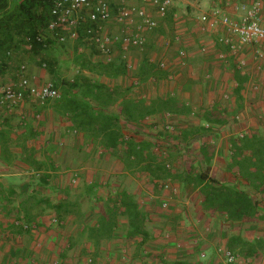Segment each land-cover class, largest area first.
Wrapping results in <instances>:
<instances>
[{"label":"crops","instance_id":"0c3cea01","mask_svg":"<svg viewBox=\"0 0 264 264\" xmlns=\"http://www.w3.org/2000/svg\"><path fill=\"white\" fill-rule=\"evenodd\" d=\"M161 1L162 0H159L158 4ZM205 1V6L208 1L207 7L198 9L199 12L196 15L195 21L197 24V35L195 37L194 35L187 33V28H182L178 23L180 22L181 14L184 12L180 5H184L186 8H189L190 6L196 7V0H170L163 15L158 12L157 2L151 1L143 3L141 0H106V2L110 4L111 17L108 21L103 23L101 33L110 38L107 53H102L98 49L97 44L84 39V37L80 44H77L76 39H68L73 41L75 48L78 50L82 49L81 45L87 43L95 48V52H98V55L100 54V56H102V58L98 60L89 57L83 62L115 61L122 59L126 64V73L112 77L90 72L88 69L80 66L82 69H80L81 71L78 73L85 75L84 78H86L87 81H90L91 79L89 91L86 92L85 90V94L83 93L84 95H82V99L88 102V106H68L66 101L57 98L49 99L40 103L27 96L24 97L23 101H21L14 109L0 106V116L2 117L0 119V172L12 171L13 174H19V172L26 173L27 171L25 172L24 170L28 169L29 172L36 170L37 172L41 171V173H54V168L58 166L59 170L66 168L68 173L71 172L70 174L73 173L75 175L81 172L85 173L86 176L104 175L105 178L102 180V183H104L103 186L101 183L96 184L95 181L92 182L95 184L93 194L98 191V195L103 198H107L121 189H126L136 196L134 191L124 186L133 178L128 179L127 181L125 179L119 184L120 180L119 182H116L117 175H134L145 172L140 168V165L127 166V163H125L126 150L125 143H123L124 141L122 140L123 138L118 140L113 139L109 133V129L103 130L102 128L111 126L115 130L120 129L125 139L130 137L136 142H148L150 139H153L152 141L154 143L155 140L157 142L159 140H166L163 136H156L159 135L157 133L156 135L151 134L152 136H146V133H144L140 126H138V121H135L130 117L127 118V116L124 115V111L127 107L137 109L138 106L135 105L145 103L146 106L154 108L159 104L158 102L160 100L173 99L178 106L185 105L184 107L187 108L190 103L195 106V102L192 100L197 99V94L207 97V101L213 95V100L210 99V101L203 106H218L216 100L217 95H222L228 99L229 94H232L230 99L233 101H231V104L232 106H239L240 114L243 116V112L247 114L248 110L252 111L251 106H253V109L254 107H257V109L261 108L262 111H264V68L256 71L252 53L247 49L244 50L241 55L246 60L247 67L241 71L237 67L236 57L229 55L227 46L218 41V33L203 30L201 22L198 20V17L204 10L215 6L220 7L223 12L232 14L234 12L232 5L240 4L245 0ZM129 6L143 7L155 25L153 27H147L143 25L141 20L135 15L129 20L118 22L116 20L117 9L119 7ZM262 20L264 22V0ZM86 23L87 22L85 21V25ZM166 32H170V37H163V34ZM123 33L131 35L137 34L141 36L143 38L142 46L137 47L136 45H130L124 47L122 42L119 39H116ZM209 34L213 35V37H207ZM193 36L195 38H193ZM176 37H178V39H176ZM181 48L186 52L184 65L179 64V59L177 57V51ZM217 51L224 52L226 54V60L217 58ZM137 52H139L141 56L138 59L137 66L134 65L133 67L130 62L132 61V58L135 59L136 55L134 54ZM143 58L147 59V62L156 70L162 72V75L150 73L145 76H140L137 71ZM215 59L219 60L217 61ZM161 61L165 62L167 66L166 68H161L159 66ZM128 64H130V67L127 66ZM14 67H16L15 60L10 56L9 59L3 63V74L12 73ZM234 70H238L241 75L247 76L239 93H236V87L238 85L233 77ZM24 74H27V77L29 76L28 79L31 82L40 85L45 81L43 82L39 79V76L44 77L47 73L43 68L36 69L34 66L30 65L29 69L24 71ZM18 77L16 79H18ZM81 77L82 76L79 74L74 77L78 80L79 84ZM105 78L111 80L115 79L116 81L128 78L133 85L123 90L121 85L117 86V83H114V85H108L105 80H103ZM96 83L104 84L108 91L113 92L112 97L106 98L104 92H98L94 87V84ZM93 94H97L98 96L95 100L91 98ZM146 94L148 96L154 94L155 96L151 101H146L142 98L145 97ZM123 103L125 104L124 106L122 105ZM84 107L86 108L82 109ZM164 111L167 110L157 107L153 113L144 117L148 118L150 115H154V113L157 115L161 114L164 115V121L161 123H165L169 118V110L167 112ZM14 114L17 115L16 118H18L17 123H19V126H16V122L14 123L10 120L6 121L5 124L4 122L1 123L3 119H6V116L12 117ZM97 114H102V119L100 121H94V117ZM206 120L210 124L207 122L205 126L212 127L214 123L210 121L212 120L211 117H207ZM225 121L226 122L223 123L221 127L218 128L217 126L213 127V129H230L231 132L224 135L227 138V143L231 138L235 137L233 135L237 134L238 125L243 127L246 122L240 123L238 121L237 123L233 122V124H231L228 116ZM246 124L252 125L251 123ZM160 127L162 129V126ZM149 129L153 131L155 130L156 132L159 131V128H155L154 126ZM181 133L182 131L179 130L178 134L180 135ZM215 135L216 134H211L210 132L207 137L209 140H212V136ZM204 138L205 137H202L203 140L200 138L202 142L204 141ZM200 139L198 141H200ZM50 147L52 149H49ZM201 149L200 151H202ZM45 150L46 153H44ZM227 151V159L229 161L231 152L229 149ZM210 154V163L219 157L215 152H210ZM163 157L166 158V155ZM112 160H116V165H112ZM52 161H54L55 167L49 164V162L52 163ZM167 168L171 177V182L172 180L174 182V179L172 178L181 177V172L172 170L170 166ZM54 171L57 172L56 169ZM229 171L232 173L235 180V169H229ZM215 178L220 179V177L217 176ZM88 182L90 183L91 181L88 180ZM174 183L180 186L178 179L175 180ZM3 187L6 186L3 185ZM23 187H27V184L23 183L18 187H13V189L19 192ZM186 187H189V185ZM194 189L198 191L199 196H196L199 203L197 216H199V213L203 212L201 208V195L197 186L194 187ZM93 194L87 195L90 200ZM164 194L165 196L168 195L166 192ZM18 196L19 200L14 202L16 205L22 198L21 195ZM179 197L180 196L172 197L173 201H169L170 204L174 205L177 202L179 203ZM169 198L171 199V197ZM136 200L139 205H141L140 201L143 202L140 198H136ZM145 203V208L151 207L147 205V202ZM175 210L178 209L174 207L173 209L168 210L167 213H170L168 216L166 213L161 217L160 224L164 226L165 229H169L170 237L164 239V242L167 241V243L158 242L156 235H152L151 233L148 234L147 238L136 236L128 239L126 237L128 226L125 218L124 223L126 224L123 225L124 232L116 231L111 239L101 240L97 245H95L93 241L88 240L87 246L85 245L84 247H81V245L78 247L79 249L75 250L70 240L72 230L70 232H55L56 230L53 229V231H48V235H46V233H40L45 229L44 226L40 225L44 221L47 222V220H49L47 218L53 216L51 213L47 214V212H45L36 229L29 228L26 232L21 231L23 233H40L39 240H30L27 242L24 236L18 234L15 235V241L18 242L17 244L9 246V244L6 243L3 248L0 249L9 251L10 258L12 255H14V257L15 255L20 256L13 258L14 260H18L17 264H50L51 261L54 262V264H88L87 259L90 257H81L80 261L78 260L79 256L77 257V254L81 255L82 252L85 251H89V254L93 255V259H90L95 260L94 264H151V260H149L148 256H144V253H149L148 255L154 259V264H157L156 260H160V264H174L175 260H184L187 257L193 256L190 252V248L194 245V249L196 250L202 248L207 250L208 257L205 260H201L199 257L198 259H200V261L209 260L216 264L215 259L213 258L214 255L215 257L217 256V248L215 247L216 243H214L208 235H203L204 232L202 230L203 226H205L203 224L205 221L203 222L202 220L198 226L196 225L197 229L195 233H187L185 235L180 228L184 229L187 224L182 223V221L180 222L179 218L175 219L173 217L176 215ZM144 211L146 213V222L147 220H152L153 215L151 211L149 209H144ZM71 216L73 215H68L64 218L68 219ZM203 219L206 220L204 217ZM11 221L12 217L4 215V212L0 209V222L3 223L2 227L4 226V228L1 229L4 230L5 226H7L6 224L10 225ZM225 221L227 225L235 224L234 222ZM38 228L41 229L38 230ZM232 230L234 234L239 233L245 238L247 236L246 233L243 234L242 232H239V230L237 232L234 228ZM220 233L221 232H219V234ZM0 235L4 238L10 236L9 232L6 233L4 231L0 233ZM65 237L67 239H65ZM247 237L249 240L255 237L264 238L262 233H260V235L257 234L255 237ZM61 240H63L62 243L65 242L62 248L58 246L59 241ZM178 240L185 245L183 247L184 252H175L171 248L173 242ZM2 241L4 242V240ZM73 251L76 253V258L74 257V254H72ZM69 253L73 256L70 259H67L65 256ZM4 254H6V252L2 251L1 253L0 251V255ZM21 255L26 256L25 259L21 258ZM247 258H249L248 264H264L263 256H259L258 258ZM165 259H172L173 262L171 261V263H167ZM10 263L12 264V260H10Z\"/></svg>","mask_w":264,"mask_h":264},{"label":"rangeland","instance_id":"374dc122","mask_svg":"<svg viewBox=\"0 0 264 264\" xmlns=\"http://www.w3.org/2000/svg\"><path fill=\"white\" fill-rule=\"evenodd\" d=\"M12 1H20V0H12ZM11 1V2H12ZM205 0H196V7L190 6L189 8H186L184 5H180V7L183 8L184 12L181 14L180 17V22L178 23L179 26L181 25L182 28H187L188 31L187 33L194 35L196 37L197 35V24H196V15L199 12L198 9L201 8H206L208 5L205 6ZM194 30V31H193ZM170 32H166L163 34V37H170ZM51 33H49L50 35ZM193 36V38H195ZM201 37V36H200ZM199 37V38H200ZM207 37H213V35L209 34ZM52 43L46 46L45 48L41 50H32L29 46H22L20 49L13 50L11 52L12 58L15 60V66L13 68L12 73H4L3 75H0V92L3 84L8 81H15L17 80L16 78L18 77V67L20 64L25 65V70L27 71L30 67V65L34 66L36 69H41L43 68L44 71H46L47 74H45L44 77L39 76V79H41L43 82L45 81H51L56 88L60 92V98L57 99H62L68 103V106H77V103L82 102L83 100L82 95L85 94L86 92L89 91L90 89V81H87L86 78H84L85 75H81L80 72L82 68H80V63L86 60V58L91 57V59L94 58V60L101 59L102 56L100 54L98 55V52H95V48L90 45V44H83L81 45V50H78L75 48V45L72 40L67 39L64 42H58L56 40V37L52 36ZM195 46V45H194ZM155 49V47H154ZM85 55V56H84ZM96 55V56H94ZM134 55H136L135 59L132 58V61L130 64L134 67V65L137 66L138 64V59L140 58V53L137 52ZM219 60V59H215ZM42 63H45V66L42 65ZM231 65V63H230ZM232 66V65H231ZM131 69V68H130ZM221 69V68H220ZM231 69V68H230ZM78 70V71H77ZM135 71V69H134ZM82 76L80 78V86L77 87L76 89H69L66 87L67 82L74 78L76 75ZM27 75V74H26ZM29 77V76H28ZM108 85H114V83H117L118 85H121L123 90L127 87H131L133 84L130 83L129 79H122L116 81L115 79H103ZM177 82V80H176ZM64 88V89H62ZM156 89V88H155ZM188 89V88H186ZM67 90V91H66ZM84 93V94H83ZM89 94V93H87ZM154 94L147 95L143 100L146 101H151L154 98ZM199 96V97H198ZM232 94H229V98H225L222 95L216 96L217 104L218 106H203L207 104L208 101L213 100V95L210 97V99L207 101V97L205 96H200L197 94V99L190 100L194 101L195 106L190 103L187 108L185 107H178L179 109L176 110H169V118L166 122L170 121L172 124H174V129L172 132H166L161 129V125L164 120V115H157L154 113V115H150L148 118H141L138 121V126L142 129L144 133H146V136H150L151 134L156 135V136H163V138L166 141L159 140L161 142H157L156 140L153 143V139L149 140L148 142L151 144V150L152 152L157 156L159 161L164 162V166L166 169L167 167L170 166V168L174 171L181 172L180 173V178H172L175 180H179L180 186L175 184L172 180V183L179 188V192L175 196H180L179 198V203L177 202L174 205L169 204L167 208L165 209L162 208V202L165 200V198H168L169 201H173L172 197H175L173 195H167L163 193L164 190H162V187L160 184L164 180H169L171 181L170 174L168 172L167 175L158 178L154 177L151 178L149 173L147 171H144L145 173H139V174H131V175H123V174H118L117 175V180L116 182L120 180L119 184L122 183L125 179L126 181L128 179L133 178L129 183H126L124 186L130 188L134 193H136L135 198H140V206L145 209H149L153 215L152 220H147L146 222V228L149 233L152 235L155 234L156 238L158 239V242H163L167 243V241L164 242V239H168L170 237L169 235V229H165L164 226H162L161 223V217L165 215L168 210L173 209L174 207L177 208L178 210H175L176 215L173 216L175 219L179 218V221L182 223L187 224L186 227L180 228L182 233H195L198 224L203 220V232L205 236L208 235V237L213 240L214 243H216L215 247L217 248L218 245H227V241L229 237L234 234L233 233V228L237 232H242L243 234L246 233L247 236L255 237L257 234L264 236V219H252L249 221H243V222H234V225H227L224 217H221L217 214H211L206 211L199 213V216H197V213L199 211V206H198V199H196V196H198V191L194 189L195 186V172L203 171L205 168L209 169V175L213 178L220 177V181H225V182H233L234 176L228 169V164L227 162V150L231 152V147H230V140L229 142L226 143V136H224L226 133L231 132L230 129L228 130H223V129H213V127H221L223 123L226 121V117L228 116V119L231 121V124L233 122H246V123H251L252 125H245L241 127L238 125V131L236 135H233L235 137L242 136L245 134H251L253 132H259L264 135V111H262L261 108L257 109V107L251 106L252 111L248 110L247 114L243 112L244 116L240 114L239 106H232L231 104V98ZM202 97V98H201ZM205 98V99H204ZM140 100V99H139ZM128 102V101H127ZM191 102V101H190ZM235 103V102H234ZM145 104V103H144ZM231 104V105H230ZM123 106L125 105L124 103L122 104ZM234 105V104H233ZM212 107V108H211ZM211 108V109H209ZM168 111V110H167ZM164 111V112H167ZM15 117V118H14ZM17 115H13L12 117L6 116V119L2 120L1 123L8 121L16 122V126H19L18 118H16ZM207 117H211V119H215L216 122H213L214 124L212 127L210 126V131L207 133L202 134L201 132H195V134H190V130L192 128H200L201 125H203L206 128V123L208 122L206 120ZM2 117L0 116V119ZM162 119V120H160ZM157 120V121H156ZM160 120V121H159ZM221 122L219 123V121ZM154 121V122H153ZM223 121V122H222ZM165 122V123H166ZM209 123V122H208ZM158 124V132L155 130H151L149 128H152V126ZM210 124V123H209ZM160 125V126H159ZM22 126V125H21ZM208 127V126H207ZM130 128V127H129ZM135 128V127H134ZM18 129V128H16ZM181 130L182 133L179 135L178 131ZM211 132V134H216L215 136H212V140H209L207 135ZM197 133V134H196ZM177 134V135H176ZM152 136V135H151ZM202 137L204 138V141L202 142ZM162 138V137H159ZM202 140H201V139ZM200 139V141H198ZM201 147H204L207 152H215L219 157L216 158V160L211 161L209 164V167H207V163L204 162L203 154L202 151H200ZM153 148V149H152ZM49 149H52L51 147ZM48 149V150H49ZM202 150V149H201ZM46 153V150L44 151ZM99 155V154H98ZM97 155V156H98ZM166 155V158L163 156ZM159 156V157H158ZM95 158V157H94ZM113 164L116 165V160H112ZM111 161V162H112ZM51 166H54V161L52 163L49 162ZM56 169L57 172L54 170ZM64 169V170H63ZM62 170H59V167H55L53 172L54 173H48L50 174L49 177V187L45 190V193L48 194L51 199L57 200L58 198L63 196L64 191L68 190L72 196V198L77 197L81 212H82V218H77L75 216H71L68 219H61L58 220V223L51 222V218L55 217L50 216L49 220L47 222H43L40 226H44L45 229L42 230L40 233H46L48 235V231H53L55 229V232H62V231H68L70 232L72 230L70 240L71 244L74 247V249H79L78 247H84L85 245L87 246L88 239L86 238V234L81 230L82 229V224L87 221L88 216H89V210L92 207L93 203L96 201L95 197L98 195V191H96L95 194H93V198L91 197L88 198L87 193H86V188L88 185L92 184L93 181L96 182V184H100L103 186L104 183H102V180L105 178L104 175H98V176H86L85 173H77L75 174H70L67 172L66 168H63ZM24 172H19V174H13L12 171H4L0 172V183H2L6 188L8 186L13 187H18L21 184H27L30 187L35 186L36 182L38 181V176H40L41 171H36L33 170L32 172H29L28 169L24 170ZM173 173V172H172ZM123 175V176H122ZM158 176H161L159 174H156ZM127 176V178H126ZM215 176V177H214ZM103 177V178H102ZM217 179V178H216ZM230 179V180H229ZM88 180L91 182L89 183ZM177 183V182H176ZM109 184V183H107ZM189 187H186L188 186ZM24 186V185H23ZM26 186V185H25ZM115 186V185H113ZM194 186V187H192ZM116 187V186H115ZM149 189L147 190L146 189ZM24 188V187H23ZM119 188V187H118ZM182 189V191H181ZM24 189L16 193H23ZM247 192L253 196L256 200L259 202V214H264V194L257 193L253 191L250 188H246ZM113 193V192H112ZM138 194V195H137ZM99 197H102L98 195ZM171 197V199L169 198ZM199 197V196H198ZM16 200H19V196L16 194L13 198V201L16 202ZM148 208L146 207V203ZM15 204V203H14ZM50 213V211H47V214ZM182 213V215H181ZM170 213H167L166 215L168 216ZM48 216V215H47ZM203 217L206 219L204 220ZM56 218V217H55ZM124 216H120L118 219V226L115 230L119 232H124L123 225L124 223ZM184 221V222H183ZM163 222V221H162ZM11 223H16V221L12 220ZM6 224V223H5ZM55 224V225H54ZM3 223L0 222V229L4 228L2 227ZM5 229H1L0 233L3 231L10 234V236L4 238L1 237L0 235V248H3L4 244H9V246H13L14 244H17L15 240V235L21 234L26 238L27 242L30 240L36 241L39 240L40 238V233H23L19 231H14L11 225L6 224ZM37 227L39 226L38 224H35ZM197 225V226H196ZM201 226V225H200ZM205 227V228H204ZM41 228H38L40 230ZM50 229V230H49ZM165 229V230H164ZM82 231V232H81ZM219 232H221L219 234ZM66 234V233H65ZM73 234V235H72ZM64 235V233H63ZM62 235V236H63ZM246 236V238H248ZM65 239H67L65 237ZM223 239V240H222ZM4 240V242L2 241ZM25 240V241H26ZM63 240L59 241V245L61 248L63 247L62 243ZM67 243V242H66ZM157 244V243H156ZM42 245V244H41ZM185 245L178 241H174L173 244L171 245V248L175 252H184V247ZM66 247V246H65ZM6 248V246H5ZM191 253L193 256L187 257L184 260H191L193 264H198L200 259V253L205 252V256L201 258V260H205L207 256V250L202 248V249H194V245H192ZM1 253L6 252L4 255H0V264H11L10 260H12V264H17V258L20 256L12 255L10 258L9 251H5L4 249H0ZM143 251V250H142ZM234 251V250H233ZM61 252V251H60ZM217 252V251H216ZM236 252V251H235ZM74 257L76 258V253L73 251ZM72 254H67L65 256L67 259H70L73 255ZM149 254V253H148ZM148 254H143L144 256H148L150 263L154 264V259L150 257ZM214 254V252H213ZM50 255V254H49ZM79 256L78 260L80 261L81 257H90L93 259V255L89 254L88 252H82L81 255L77 254V257ZM26 256L21 255V258L25 259ZM183 257V256H181ZM216 264H223L219 255L215 257ZM86 259V258H85ZM89 264L95 263V260H92ZM23 260V259H22ZM49 260V259H48ZM167 263H171L172 259H165ZM218 260V261H217ZM82 261V260H81ZM177 261V260H175ZM157 264H160V260H156ZM173 262V261H172ZM50 264H54V262L51 261ZM80 264V263H79ZM214 264V263H212Z\"/></svg>","mask_w":264,"mask_h":264},{"label":"trees","instance_id":"16d2710c","mask_svg":"<svg viewBox=\"0 0 264 264\" xmlns=\"http://www.w3.org/2000/svg\"><path fill=\"white\" fill-rule=\"evenodd\" d=\"M11 1L0 0L1 75H3V63L9 59L13 50L20 49L22 46H30L32 50H41L53 42L51 37H56V32H58V30H55L49 35L47 31L49 22L54 18L51 14V0ZM84 29L85 22L77 26V44L82 42L85 35ZM40 34H44V38L37 40ZM80 66L90 72L112 77L123 75L127 71L126 64L122 59L115 61H87L81 63ZM137 73L140 76L150 73L162 75V72L156 70L145 58L141 61ZM233 77L238 85L236 93H239L247 76L241 75L238 70H234ZM79 85L78 80L74 78L67 82L66 87L72 90L79 87ZM94 87L98 92H104L106 98L113 95V92L108 91L104 84L96 83ZM97 97V94L91 96L94 100ZM81 101L77 103V106H88V102ZM158 103L154 108L143 103L135 105L138 106L137 109L127 107L124 115L127 118L130 117L135 121H139L144 116L153 113L157 107L170 111L179 109L173 99L160 100ZM101 119L102 114H97L94 117V121H100ZM210 121L216 122L215 119ZM102 129H109L113 139L123 138L126 150L125 163H127V166L140 165V168L147 171L151 178H161L167 175L168 169L165 168L164 162L159 161L152 152L149 142H136L130 137L125 139L120 129L115 130L111 126ZM209 131L210 126L205 128L201 125L198 129L192 128L190 134L194 135L195 132L204 134ZM230 147L231 153L228 168L235 169V181L225 182L213 178L209 175L208 168L195 172V186L198 187L201 195V208L208 213L224 217L225 220L230 222L264 219V214H259L260 204L258 200L246 190V188H250L257 193L264 194V135L259 132H253L241 137H233L230 140ZM202 154L204 155V162L209 167L211 154L204 147H202ZM49 177L48 173L40 174L35 186L30 187L27 185V187L23 188V193L20 192L19 194L11 186L6 188L0 183V209H2L4 215L12 217V220L16 221V223L10 224L12 228L14 227V231H26L27 228H24V224H38L43 214L47 211H50L57 220H61L68 215L82 218L79 201L77 197L72 198L68 190H65L63 196L57 200L51 199L45 193V190L49 187ZM94 187L95 184L93 183L87 186L85 190L87 195L93 194ZM16 194L22 196L17 205L13 201ZM95 199L96 201L89 210L88 219L82 224L81 229L88 240L93 241L97 245L101 240L111 239L118 226L120 216H124L127 220L126 237L128 239L136 236L148 237L146 213L137 202L134 194L126 189H121L107 198L97 196ZM227 245L244 257H264V238L262 237H255L249 240L239 233L232 234L227 241ZM174 264L193 263L182 259L175 261ZM198 264H212V262L209 260L199 261Z\"/></svg>","mask_w":264,"mask_h":264},{"label":"built area","instance_id":"2783aa9c","mask_svg":"<svg viewBox=\"0 0 264 264\" xmlns=\"http://www.w3.org/2000/svg\"><path fill=\"white\" fill-rule=\"evenodd\" d=\"M143 3L157 2L158 12L163 15L169 5L170 0H141ZM51 14L53 19L47 26L49 33L56 32V39L64 42L66 39H76L78 32L77 26L82 22L85 25L84 39L97 44L98 49L102 53H107L110 38L101 33L102 25L111 17L110 4L106 0H51ZM234 12L232 14L223 12L220 7L215 6L204 10L198 17L203 30H209L218 33V41L227 46L228 53L232 57H236L237 67L242 71L247 67L246 60L241 56L244 50L249 49L253 56L256 71L264 68V22L262 20L263 0H245L240 4L232 5ZM139 18L143 25L153 27L155 24L150 19L143 7L129 6L119 7L116 12V20L123 22L129 20L132 16ZM44 34H40L37 40L43 39ZM124 47L136 45L141 47L143 38L137 34L123 33L117 37ZM178 39V37H176ZM30 47V46H29ZM178 61L180 65H184L186 52L184 49L178 51ZM217 58L226 60V54L217 51ZM45 66V63H42ZM130 67V64L127 65ZM161 68H166L164 61L159 63ZM25 65L19 66V77L15 81L5 82L0 92V106L14 109L24 97L32 98L35 101L43 103L49 99L60 97L59 90L51 81H46L40 85L31 82L24 74ZM178 79V78H177ZM162 130L172 132L173 124L168 121L162 123ZM155 128L158 124L154 125ZM160 186L164 193L169 195H177L178 186L169 180H164ZM170 197V196H169ZM170 204L169 199L165 198L162 202V208L165 209ZM51 221L58 223L55 217ZM36 229L35 224H24V228ZM217 254L223 264H248L249 258L240 255L226 245H218ZM205 252L200 253V257H204ZM91 259H87L89 264Z\"/></svg>","mask_w":264,"mask_h":264}]
</instances>
